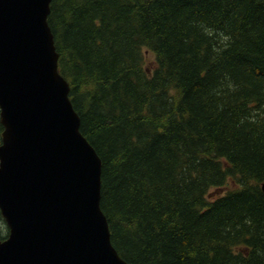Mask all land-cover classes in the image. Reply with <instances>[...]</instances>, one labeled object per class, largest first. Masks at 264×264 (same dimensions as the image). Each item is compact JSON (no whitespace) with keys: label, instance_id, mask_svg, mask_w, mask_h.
<instances>
[{"label":"trees","instance_id":"16d2710c","mask_svg":"<svg viewBox=\"0 0 264 264\" xmlns=\"http://www.w3.org/2000/svg\"><path fill=\"white\" fill-rule=\"evenodd\" d=\"M47 22L119 256L264 264V0H51Z\"/></svg>","mask_w":264,"mask_h":264},{"label":"water","instance_id":"95a60500","mask_svg":"<svg viewBox=\"0 0 264 264\" xmlns=\"http://www.w3.org/2000/svg\"><path fill=\"white\" fill-rule=\"evenodd\" d=\"M50 2L0 0V264H128L100 208L101 160L58 70Z\"/></svg>","mask_w":264,"mask_h":264},{"label":"rangeland","instance_id":"374dc122","mask_svg":"<svg viewBox=\"0 0 264 264\" xmlns=\"http://www.w3.org/2000/svg\"><path fill=\"white\" fill-rule=\"evenodd\" d=\"M152 60H153V55L151 53H147V61L150 67H152L153 65Z\"/></svg>","mask_w":264,"mask_h":264}]
</instances>
